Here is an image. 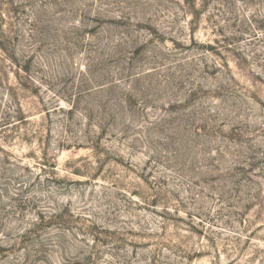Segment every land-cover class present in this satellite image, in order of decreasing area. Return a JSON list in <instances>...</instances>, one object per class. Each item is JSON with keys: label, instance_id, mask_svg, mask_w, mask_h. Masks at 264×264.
<instances>
[{"label": "rangeland", "instance_id": "obj_1", "mask_svg": "<svg viewBox=\"0 0 264 264\" xmlns=\"http://www.w3.org/2000/svg\"><path fill=\"white\" fill-rule=\"evenodd\" d=\"M0 264H264V0H0Z\"/></svg>", "mask_w": 264, "mask_h": 264}]
</instances>
